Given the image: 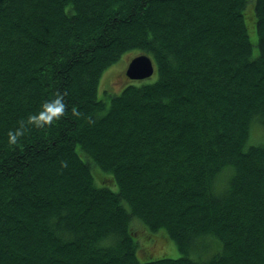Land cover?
<instances>
[{
    "label": "trees",
    "instance_id": "1",
    "mask_svg": "<svg viewBox=\"0 0 264 264\" xmlns=\"http://www.w3.org/2000/svg\"><path fill=\"white\" fill-rule=\"evenodd\" d=\"M0 264H264V0H0Z\"/></svg>",
    "mask_w": 264,
    "mask_h": 264
},
{
    "label": "rangeland",
    "instance_id": "2",
    "mask_svg": "<svg viewBox=\"0 0 264 264\" xmlns=\"http://www.w3.org/2000/svg\"><path fill=\"white\" fill-rule=\"evenodd\" d=\"M251 38L255 43V34L254 32L251 33ZM140 54V51H132L126 55H124L117 63L112 65L110 68L106 70L104 75L101 78L99 84V97L105 99V101L109 104L110 102V95L114 94H121V92L128 86L129 84H142V83H149L153 82L157 79L158 73L155 70L154 75L146 80L137 81V80H128L126 77V70L128 68L130 60L133 57ZM252 139L253 141H259L263 139V134L259 127H256L255 130L252 132ZM164 232V231H163ZM161 238H155L152 244L143 245L140 249L138 256L140 257L142 262H149L151 260H158L164 258H180L183 257V253L179 251L176 243L172 241L170 238L167 237L166 233L164 232L160 235ZM145 240H141L142 244H145ZM221 248V247H220ZM215 248L209 252V254L205 257L204 260H207L220 252V249ZM191 258L196 259L195 255H190Z\"/></svg>",
    "mask_w": 264,
    "mask_h": 264
},
{
    "label": "clouds",
    "instance_id": "3",
    "mask_svg": "<svg viewBox=\"0 0 264 264\" xmlns=\"http://www.w3.org/2000/svg\"><path fill=\"white\" fill-rule=\"evenodd\" d=\"M64 108L65 104L63 97L57 96L55 99L48 101L43 105L44 110L39 115H31L29 121L34 122L37 126L44 122H51L53 118H58L63 113ZM19 134L20 130L10 131V142H15Z\"/></svg>",
    "mask_w": 264,
    "mask_h": 264
},
{
    "label": "water",
    "instance_id": "4",
    "mask_svg": "<svg viewBox=\"0 0 264 264\" xmlns=\"http://www.w3.org/2000/svg\"><path fill=\"white\" fill-rule=\"evenodd\" d=\"M155 72L153 60L149 55L141 54L129 64L126 75L130 79L144 80L150 78Z\"/></svg>",
    "mask_w": 264,
    "mask_h": 264
},
{
    "label": "bare ground",
    "instance_id": "5",
    "mask_svg": "<svg viewBox=\"0 0 264 264\" xmlns=\"http://www.w3.org/2000/svg\"><path fill=\"white\" fill-rule=\"evenodd\" d=\"M132 80H134V79H132ZM214 237V236H213ZM217 237V236H216ZM140 238V237H139ZM221 241V240H220ZM212 243H214V242H212ZM101 244V243H100ZM217 245H218V240H217V243H216ZM225 244V243H224ZM211 246V245H210ZM98 249V248H97ZM221 249V248H220ZM224 252V251H223ZM225 253V252H224ZM205 261V260H204Z\"/></svg>",
    "mask_w": 264,
    "mask_h": 264
}]
</instances>
